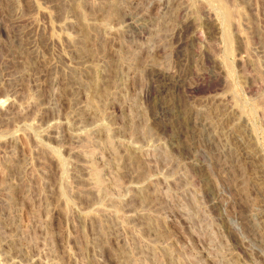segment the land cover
<instances>
[{
	"label": "rangeland",
	"instance_id": "rangeland-1",
	"mask_svg": "<svg viewBox=\"0 0 264 264\" xmlns=\"http://www.w3.org/2000/svg\"><path fill=\"white\" fill-rule=\"evenodd\" d=\"M0 264H264V0H0Z\"/></svg>",
	"mask_w": 264,
	"mask_h": 264
}]
</instances>
